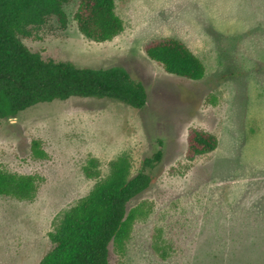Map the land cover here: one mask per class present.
Wrapping results in <instances>:
<instances>
[{
	"label": "rangeland",
	"instance_id": "1",
	"mask_svg": "<svg viewBox=\"0 0 264 264\" xmlns=\"http://www.w3.org/2000/svg\"><path fill=\"white\" fill-rule=\"evenodd\" d=\"M65 10L67 27L50 20L23 43L78 68L123 67L145 86L148 103L73 97L0 119V165L38 181L32 200L0 197V264H39L64 214L112 162L127 159L134 177L159 151L149 189L128 205L131 237L110 245V264H242V255L258 264L249 234L264 225V0H116L124 30L104 43L79 31L75 4ZM160 38L183 41L205 77H178L151 60L144 46ZM191 129L218 139L193 162L185 156ZM91 163L96 178L86 176ZM222 255L229 258L217 263Z\"/></svg>",
	"mask_w": 264,
	"mask_h": 264
},
{
	"label": "trees",
	"instance_id": "2",
	"mask_svg": "<svg viewBox=\"0 0 264 264\" xmlns=\"http://www.w3.org/2000/svg\"><path fill=\"white\" fill-rule=\"evenodd\" d=\"M75 4L74 20L79 31L97 43L113 40L124 30L116 13V0H0V119L11 120L20 112L40 103L65 101L73 97L113 99L133 108L148 103L145 86L123 67L107 69L78 68L69 62L43 59L22 41L32 28L56 19L67 27L65 7ZM146 55L167 73L193 81L206 75L204 63L181 40L160 38L144 46ZM218 139L214 134L191 129L187 137L186 159L214 152ZM36 157L45 153L39 141L34 142ZM162 151L145 159L141 171L131 177L127 159L110 164L109 174L96 182L90 193L62 217L50 234L52 248L39 264H110V245H122L130 239L135 212L128 205L149 189L151 171L160 163ZM96 163L85 169L88 178H96ZM38 191L34 176L12 173L0 165V197L32 200ZM250 235L252 263L264 264V225ZM252 240V241H253ZM242 240L236 238L232 245ZM217 263L229 256L216 257ZM242 264L248 257L240 256Z\"/></svg>",
	"mask_w": 264,
	"mask_h": 264
}]
</instances>
